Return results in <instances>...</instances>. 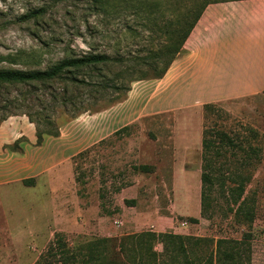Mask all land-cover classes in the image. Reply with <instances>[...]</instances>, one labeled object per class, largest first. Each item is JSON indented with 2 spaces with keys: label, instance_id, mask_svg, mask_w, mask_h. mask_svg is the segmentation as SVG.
I'll list each match as a JSON object with an SVG mask.
<instances>
[{
  "label": "rangeland",
  "instance_id": "374dc122",
  "mask_svg": "<svg viewBox=\"0 0 264 264\" xmlns=\"http://www.w3.org/2000/svg\"><path fill=\"white\" fill-rule=\"evenodd\" d=\"M113 1L115 7L104 13L89 9V0H0V69H43L93 50L122 60L77 74L86 82L111 87L68 88L87 110L70 117L69 105L52 113L57 137L45 135L35 145V124L24 114L30 109L1 122L0 264H110L120 239L145 231L213 242L248 235L244 260L264 264V96L225 107L214 104L206 115L202 110V127L216 148L209 152L214 167L210 205L201 215L202 150L191 144L184 154V144L173 141L172 112L147 114L156 82L145 78L170 58L155 56L166 51L163 31L171 27L181 0H160L148 15V27L145 11L122 9L121 0ZM44 5L43 16L22 19L29 9ZM115 84L118 87H112ZM65 85L64 80L37 85L32 94L48 99ZM24 90L12 88L11 94ZM131 93L124 119L144 115L122 129V122L116 124L118 131L99 133L97 125L109 119L110 108ZM32 103L38 110V102ZM185 114L184 125L194 128L196 118ZM39 122L45 127L44 120ZM16 140L21 152L3 148ZM65 147L64 159H57ZM140 165L151 169L137 170ZM241 177L246 205L237 210L232 191ZM247 212L251 220L245 218ZM102 239L112 241L99 242ZM151 243L161 254V239ZM138 244L145 245V237L139 235L126 246V264H145V246ZM206 248L201 244L192 255L202 257Z\"/></svg>",
  "mask_w": 264,
  "mask_h": 264
},
{
  "label": "trees",
  "instance_id": "16d2710c",
  "mask_svg": "<svg viewBox=\"0 0 264 264\" xmlns=\"http://www.w3.org/2000/svg\"><path fill=\"white\" fill-rule=\"evenodd\" d=\"M213 1L218 0H181L178 5V12L175 14L173 20L169 22L171 27L165 29L167 36V44L164 45L166 51H158L156 58L160 55L168 54L169 60L166 61L164 67L160 69L150 78H161L172 61L177 55L182 52V47L189 36L192 28L198 21L205 6ZM160 0H121L120 5L122 9H137V12L145 11V19L147 22L145 26L148 27L151 24L152 18H148V15L159 6ZM115 7L113 0H89L88 8L95 11H104V13H110ZM46 6H40L37 8L29 9L28 12L22 15V19L29 20L34 17L43 16L46 13ZM135 11V10H134ZM138 12V13H139ZM149 29V28H148ZM114 61H122L114 56H110L104 52H96L95 50L87 52L81 55H73L66 57L58 62L51 64L50 66L37 69V70H18V69H0V124L7 116L14 114L17 111L24 109H30L24 114L28 116L30 122L35 124V145H40L45 135L57 137L59 135V128L56 126L52 117V113L56 111H65L70 105L72 114L70 117H75L79 113L86 111L83 100H77L76 96L69 93L68 88H75V90L83 87L84 85L99 86L110 88L109 84H103L96 81L86 82L83 79H79L77 74L85 68H93L100 64H109ZM56 80H64L66 85L58 92L56 90L49 94L47 99L45 94L42 96H33L32 91L35 86L42 85L48 87L52 82ZM24 87L23 93L11 94L12 88ZM112 87H118L117 84ZM38 102V110L35 108L32 101ZM95 100V99H94ZM95 103V101L93 102ZM213 104H205L203 106V112L208 111ZM43 115L41 118L40 115ZM35 116V120L33 119ZM41 120H44L45 127L40 124ZM43 125V126H44ZM42 127V128H41ZM124 128V127H123ZM122 129V128H121ZM118 131V130H117ZM208 130L203 126V136L201 141V190H200V206L201 215H204L208 211L210 205V191L214 185L213 160L210 157L209 152L215 149V142L206 136ZM212 133V131H211ZM210 133V134H211ZM232 144L231 140H228ZM3 148H7L11 151L21 152L22 148L19 142L16 140L12 145H4ZM151 167L147 165H140L137 170L150 171ZM244 182L242 177L239 183L233 188V202L237 204V210H241L246 205V196L244 193ZM245 218L251 220L249 212L245 214ZM190 221L195 222L196 219L190 218ZM139 235L145 237V245L138 244L139 246H145V264H250V258L244 260L245 248L248 247V235L240 240H229L219 238L213 242L210 238L183 236L179 234L168 233H154L145 231ZM139 235L126 236L118 242V252L114 251L115 259H111L107 262L124 263L129 261L127 256L126 246H131L134 240H137ZM161 239L162 252L158 254L152 246L151 240ZM111 239H102L99 242H111ZM130 241L129 244H127ZM206 244L205 254L202 257H195L192 252L197 246ZM212 245V249L209 250V246ZM160 256L162 259H160ZM103 259V256L101 255ZM103 262V261H101Z\"/></svg>",
  "mask_w": 264,
  "mask_h": 264
},
{
  "label": "crops",
  "instance_id": "0c3cea01",
  "mask_svg": "<svg viewBox=\"0 0 264 264\" xmlns=\"http://www.w3.org/2000/svg\"><path fill=\"white\" fill-rule=\"evenodd\" d=\"M147 81L156 82L147 114L172 112L173 141L184 144V154L191 144L202 150L201 113L205 104L225 107L231 102L264 96V0L208 3L185 40L182 52L165 74ZM130 97L132 93L123 103L110 108L109 119L97 125L99 133L118 130L116 124L120 122V128L126 127L144 115L124 119L129 112ZM185 112L196 118L194 128L184 125ZM66 149L62 148L64 152L57 159H64Z\"/></svg>",
  "mask_w": 264,
  "mask_h": 264
}]
</instances>
